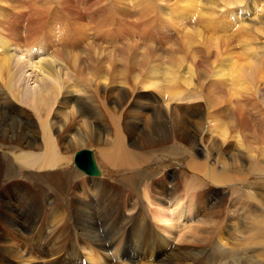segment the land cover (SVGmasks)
Returning a JSON list of instances; mask_svg holds the SVG:
<instances>
[{"label": "bare ground", "instance_id": "obj_1", "mask_svg": "<svg viewBox=\"0 0 264 264\" xmlns=\"http://www.w3.org/2000/svg\"><path fill=\"white\" fill-rule=\"evenodd\" d=\"M167 1L166 0H159V1L158 0H129L127 3V0H0V9H2V10L3 9H9V11L8 10H4V12L2 11L3 15H1V17H0V27L3 30L2 31L4 33L3 35L6 36V40L10 41V43L13 44L12 47H16V49H12V47H11V49H10V47L7 48V42L4 40V38L2 36H0V73L2 75V77L0 76L1 80L4 79L3 76L5 75V74H2L1 69H3V68L7 69L6 65L11 63L9 61H12L13 56L16 57V54H19V56H22V58H23V56L25 57L26 55L29 56V58L27 57L28 63L23 62L22 64L20 63V65H22V68L25 66V69L29 68L31 70H35L40 75L39 79H37V78L34 79V81L36 82L35 83L36 85H34V87L32 86L33 88L30 87V88H32L31 92L30 91H26V92L23 91V93L21 94V92H17L16 89H14L16 92H14L12 90L13 88L11 86H13V85H11V83L13 84L16 82H13L12 80L10 82V81L6 80V78L10 80L9 77L13 76L12 74L14 72H11V70H10V72L12 74H10L9 77H6L4 79L7 81L6 85L8 86V88L3 86L5 83H1V84H3V85H1V90H4L3 88H6L7 92H4V93L1 92L0 93V108L2 107L1 104H3L2 100H5L4 104L7 103L8 105L11 104L12 102L15 103L16 101H18V103L19 102L20 103L24 102L27 104L32 103L31 105H35V106L39 105L43 108H46L47 110H50L49 107L51 104L54 103L53 97H54L56 91L58 89L60 90V88L63 86L61 81H60V77H59L60 75L61 76H63V75L60 72H62L63 69L68 68V66H67L68 63L75 72H79L81 74L83 73V75L84 74L86 75V73L91 74V76H93L92 78H94L93 81L95 82L96 88L98 87V84L96 83V81H98V82L101 81V83H102L101 87H103L102 89L109 87V82L111 83V79H112L111 77H113V75L118 74V73H119L118 79L116 80L117 82H119L118 84H121L124 86H126L127 84H130V85L133 84L135 86V85H137L136 84L138 81L137 79L141 78V76L145 72V69L150 64V61L154 60L155 58H159L161 49H165L166 55L164 57V66L166 68H165V70L162 71L161 74H164L165 76L168 75V78H171V77L173 78L174 76H176V77H174L173 80H170V82H173L172 90H171V87L167 84L157 87L163 94H165L167 92L171 93V94H178V95H170L169 98H171V99L180 98L181 96L187 95L190 99L187 96L184 99H188L190 101L192 99L193 100L198 99V101H199L201 92H204V94L202 96L204 99V104H206V107H207V114L205 116L207 118L206 120L207 121L209 120V122H211L213 120L215 123L219 122V121L221 122V118L225 114V109H224V107H222V104H234L233 105V113H235L237 115H241L242 113H244V111L241 113L242 108H240L237 105V104H242L241 102L235 101V100H230L229 97L226 96V88L227 87L238 88V87H240V85L243 82H246V79L253 80L256 76H259L263 72V70H264V46L255 44L257 46H255L251 50V52H249L250 54H248L247 57L241 59L240 63L237 60L233 61L232 58H230L229 62H227V64L225 66H223L224 65L223 60H224V56H226L225 54L228 53L229 50L231 49L230 46H231L232 41L234 39L237 40V38H242V39L244 38V39H246V41L248 43L249 41H253L254 37L256 35H258L256 33L257 31H255V27H254L255 21L260 18V14H258L260 9H258V6L256 4V0H167ZM163 2L165 3V5L169 4L172 7L173 14H174V11H179L178 12L179 16L176 15V13H175V16L178 20L176 18L174 20L169 19V24L166 28H162L159 26V10H160L161 6L164 5ZM220 2L223 3L222 5H223L224 10L228 9V8H233L235 6L240 7V9L237 12V14H234V16H233L234 20H236L235 23H232L231 25H229L228 28H225L223 25L221 32L224 33L223 36L225 35V39L216 40V38H218V36H220V35H218L216 37L214 36V38H215L214 39L212 37L213 35H211L210 33H209L210 35H208L203 28H209L210 29V27H211V26L209 27L210 22L212 21L213 18H215V16H214L215 14L217 16V12L215 10L223 11L221 9H218L219 4L221 5ZM259 2H261V0H259ZM26 5L28 7L27 10L24 9V8H26L25 7ZM241 6H246L250 9V11L252 10L254 12V16L251 19L253 22L246 21V19L250 20V18H248L249 16L244 15V12H243L244 10L241 8ZM263 7H264V5H263ZM179 8H181L182 10ZM16 9H18V10H16ZM22 9H24V10H22ZM249 9H246L247 11L245 10V13L249 14L248 13ZM13 11H16L15 13L17 15L18 14L26 15V19H24V23L29 25L32 29L30 30L29 28H26L25 30L28 29L30 32L23 34L24 32L22 33L20 31V29H19V33L15 31V28L18 25L15 27V24H16V23L14 24L15 19H14V21L12 20V16L16 15V14H14ZM196 11L199 12V15L196 13ZM61 13L62 14L64 13L63 17L61 16ZM45 14H46V17H44ZM132 14H133V16H135V19H132ZM58 22L59 23L65 22V23H64V25H62V24H59ZM19 25H21V24H19ZM44 26H49V27L55 26V29H56V27H58L57 30L52 28L53 33L55 35H51L52 34L51 33L50 34V40H46V39H45L46 41L43 40L44 43H47V45L44 44L43 42L39 43V39H40V36L42 34L43 35L45 34L44 37H46V32H44L45 30H43ZM59 26H60V28H59ZM140 26H143L144 28L148 29L151 32L152 37L154 35H156L153 38H154V42L157 44L158 47H152V48L141 47L142 50L137 51V49H135L133 51L135 46H132L133 45L132 43H130L131 45H127V40H128L127 38L128 37L134 41L133 36L130 35L131 34L130 31L132 29H134V27H140ZM20 28H21V26H20ZM89 30H92V31L96 30V33H98V35L100 37L96 36L97 34L94 33L93 36H90L87 39L89 34L86 37L85 33H88L87 31H89ZM184 30H186V35L184 34ZM17 31H18V28H17ZM22 31H24V30H22ZM135 32H137V31L135 30ZM215 32L217 34H221L220 31H218V32L215 31ZM227 32L230 33L229 36L227 35ZM254 32L256 33L255 36H254ZM182 34H184L185 36ZM147 35H149V34H147ZM178 35H180V36L177 37L176 39H178V40H176L175 37ZM143 36L146 37V35L144 33H143ZM99 38H101L103 40V43H105V45H102V43L99 42ZM146 38H148V40H149V37H146ZM166 39H167V41H165ZM35 40H37V41H35ZM13 41L17 42V44L14 43ZM168 41L170 42L169 46L168 45L165 46V43H167ZM19 42L21 44H18ZM143 42H147V41H145L143 38ZM11 44H10V46H11ZM151 44H153V43H151ZM194 44H196L197 46L194 47L193 46ZM52 45L53 46L55 45V48H54L55 52H56L55 49H57V51H59V47H61L62 48V50L60 48L61 52L63 51V49L64 50L65 49H69V50L72 49L71 51H76L75 53L77 55L75 56L73 53L75 58L74 57H73V59L71 58L72 62L67 61V60H66L67 62L64 61L65 60V59H63L64 57H62L58 52H56L58 54H55V52L53 51L52 53L54 55L50 56V54H47V53H49L51 51V49H50V51L48 52L49 47H51ZM188 45H189V47H188ZM215 46H216V49L213 50V48H215ZM89 48L95 49L98 54L104 53L103 57L105 59L103 57H102L103 59L102 58L100 59L97 56L94 57V55L90 54ZM190 48H192V50ZM22 51L26 52L27 54L23 55L21 53ZM14 52H16V53H14ZM64 52H62L63 56H64ZM46 54H47V56H46ZM71 54L72 53H70L69 55H71ZM65 55H68V53L67 54L65 53ZM106 55H108V58L111 57L112 60L108 59ZM2 56H4L7 60L5 58L3 59ZM66 57H69V56H66ZM22 58H21V60H22ZM137 59H140V62H138ZM18 60H20V59L19 58L16 59L17 62H19ZM23 60H24V58H23ZM14 64L16 65V63H14ZM17 65H19V63H17ZM20 65L18 66L19 68H21ZM8 66H10V65H8ZM12 68H13V71L17 70V69L14 70V67H12ZM4 70L5 69H3L2 71H4ZM31 70H29V71H31ZM157 70H159L158 65H157L155 71H157ZM8 71L9 70H7V74L9 73ZM127 71H130L128 76H127ZM4 72H6V71H4ZM65 72L66 71L64 70V73ZM59 73H60V75H59ZM30 74L29 75L26 74V75H28L30 77ZM226 74L231 76V78L228 80L229 83H227V81L225 79ZM14 76L18 77V75H14ZM14 76H13V78H14ZM19 76H23V75L19 74ZM31 76H32V74H31ZM177 76H179V77L182 76V79L181 80L178 79L179 80L178 81ZM18 78H21V77H18ZM84 78H87V77L84 76ZM84 78H82V79H84ZM89 78H90V76H89ZM115 78L113 77V79H115ZM11 79H12V77H11ZM16 80H17V78H16ZM14 81H15V78H14ZM19 81H21V80H19ZM22 81H21V83L20 82L18 83V81H17V83L22 84ZM87 81H88V84H89V82L91 84L92 79H91V81H89V79H87ZM165 81H166V79H165ZM114 82H115V80H114ZM114 82H112V83H114ZM35 86H37V87L35 88ZM25 87H26V85H25ZM66 87H68V86L66 85ZM34 88L36 90H34ZM27 89H28V86H27ZM63 90L66 91V89H63ZM84 92L85 91H83V93ZM119 92H121L120 93L121 95H124L125 92H127V90L123 86H121ZM50 94H52V96ZM71 94H68V93L65 94V96L67 97V100L69 102L74 101ZM60 95H62V93ZM83 95L85 96L86 94H83ZM84 98H86V97H84ZM55 99H56V97H55ZM120 99L122 100V102L120 104H127V95L121 96ZM245 99H247V98H245ZM188 103H189V101H188ZM16 104H17V102H16ZM57 104H58V102H57ZM86 104L89 105V104H91V102L90 103L87 102ZM128 104H136V103L134 101H130ZM142 104H144V103H142ZM146 104H150V103L145 102L144 105L147 106ZM245 104H247V105L251 104V106H253L251 100L246 101ZM8 105H6V106H8ZM151 105H153V104H151ZM191 105H192V103H191ZM17 106H18V104H17ZM27 106H29V105H27ZM35 106H33V107L36 108ZM60 107H61V104H60ZM74 107L72 109H76V107L75 108ZM135 107H137V105ZM235 107H236V109H235ZM257 108L259 109V107H257ZM9 109L4 107L0 111H2V115H3V112L5 113V111H7ZM39 109H41V108H39ZM104 109H105V107H104ZM153 109H154V107L151 109V111H149L151 114L155 115V117L152 118L153 123L149 127V133H154L155 135H153V134H152L153 136H149L147 134L143 135V138H145L144 140H145L146 144H144V141H139V142L136 141L139 144V147H138V149H140L139 151H138V149H135V147H137V146H135L133 142L129 143V144L133 145L132 148L127 147V144L125 143L124 135H122L120 128H119V125H118V122H117L118 116L109 112L108 110H102L104 114L96 113V115H94L95 113L90 112V114H88V116L86 115L87 120H85V121L83 120V123H85L86 126L88 127V133H94V128L96 129L97 126H100L99 123H94V121H93L95 119H98L97 116L107 117L112 121L111 123L113 125V129H114L113 133H114L115 139H114L113 143L109 146V148L100 149L99 151H101L100 156L103 159V161L106 163V165L113 167V168H117V169H114L115 171L113 170V173L120 172V170H122V169L133 171V169L140 167L145 162H154L156 160L159 161L160 157L155 155V153L159 152V153H162L163 155H165L166 153L164 154L163 151H166V145H167V143L169 144V142L172 143L171 146H168L169 150H171L173 152L177 149L176 147H181V145L178 144L179 139L177 137V134H179L181 136H185L184 135L185 131L183 129L181 130V128H180V129H178L177 133H175L176 131H174V133L171 136V135H169V132H167V129H168L167 126H169V124H170L171 126L173 125L174 127L178 128L179 123H181L183 125V124H187L188 122L186 123L185 120L180 119L179 117H181V115L180 116L177 115L178 113L175 109L172 111L170 109V104L166 103L163 106L161 105V107H157L154 110ZM15 111L16 110L14 109V113H15ZM37 111H38V109H37ZM44 111H46V110H44ZM183 111H182V117L185 116V114H183ZM192 111H194V109H192ZM8 113H10V112H8ZM189 113H191V112H189ZM230 113H231V115H233L232 112H230ZM197 114H202V113H197ZM246 114H248V113H245L244 116H241V119L243 117H246L247 116ZM48 115H49V112H48ZM148 115H149V113L147 114V116ZM93 116H95V117H93ZM43 117L45 118L46 116H43ZM59 117H60V114H59ZM197 117L201 119V117H199V116H197ZM8 118H9V116H8ZM189 118H191V117H189ZM40 119H42V118H40ZM195 119L196 118H194V120ZM227 119H224V121H226ZM252 119H253V117H252ZM194 120H193V124H194ZM53 121H54V119H53ZM66 121H67V119H66ZM196 122L200 123V120L195 121V124H196ZM203 122L201 124L203 126L206 125V123L203 124ZM214 122H212V123H214ZM222 122H223V120H222ZM44 123L45 122H42V123L40 122V124L38 123L40 131H37L39 134H36L37 132L34 133L36 136L35 135H26V137H22L20 135L22 133L19 134L18 132H15V131L11 135L7 134V133H2V134L0 133V141L11 142L14 145L21 146L22 145L21 143H23L24 141L28 142V145H26L27 148H38V149H40L41 147L43 148V145H44V149H43L42 153H40L39 151L35 152L33 150L34 152L27 151V152L19 153L17 155V157H13V155H12L16 164L14 166L9 167V168L0 167V175L1 174L4 175L2 177L0 176V221H1L2 225L5 226V228H4L0 224V264H80L81 263V260H80V258H81L80 257V254H81L80 253V248H81L80 244L81 243H85V245L88 243H90V244L93 243L95 246L98 245V247H99V248L98 247L96 248L97 249L96 258L95 259L90 258V255H91L90 254L89 258L85 259L86 264H96V263L97 264H146V263H149V264L155 263L156 264V262H154V261L156 259H158V255H159V253H157L158 249H157V251H155V250L149 248L148 251H146L147 247H145V249L140 248L138 251L127 250L128 249L127 248V235L125 237H122V229L125 228L127 226V223H128L127 218L128 217L132 218V217H130V215H136L137 217L140 218L138 220L141 221V223H142L141 225H144L143 221H146L145 218L148 219L149 216L145 212L144 206L137 207L136 206L137 203L136 204L131 203V201L134 198L132 199L130 197H127V200H125L124 203L121 204V200H119L120 197L122 195H124V196L126 195V192L124 193L123 190H121L122 195L118 196L119 199L115 196H112V195H106L105 199H102L103 197L101 199H97L98 202H97L96 208H97L99 216L96 214L97 215L96 216V223H97L96 227H95L94 218H93V216H91L92 213L90 214L91 211L89 212L83 203H76V206L78 209L77 215L81 217L82 224H88V226H87L88 232H89V234L94 235V236H92L93 238H88L89 234H84V236H85L84 239H83V237L81 238V237L77 236L72 241L73 244L72 243L70 244V241H71L70 239L73 237V235H71L70 238L67 239L68 241L63 242V240L61 241L59 239L60 236L58 234L56 235V232L54 230L48 229V219L51 216L50 210L48 212V204H49V201H48V199H49L48 184H50V181L57 179V174H59V172L57 171L58 173L45 174V172H46L45 170H48L49 168H51L53 171H55V169L59 165H61V163L66 160V158L61 157L60 154L57 153V151H59V150L56 151L55 142H54L55 138L52 135L51 128L49 125H46ZM166 123H168L167 126H166ZM215 123L213 124V128H215L214 127ZM221 123H217V124L220 125ZM225 123L228 124L229 120L226 121ZM7 124H8V122L6 123V125ZM29 124H32V123H29ZM101 124H103V123H101ZM209 125L212 126V124H209ZM209 125H208V130L206 132L209 131V133H210L211 132L210 128H212V127H210ZM14 126H16V124ZM239 126L245 127L246 132L247 131L252 132V133L257 132L256 134L255 133L254 134L257 135L261 139L262 143L264 144V126L261 127V124H257V126L255 127L256 131L253 128V126H250V125L245 126L243 123H240ZM2 127L3 126L0 124V128L3 129L2 131L6 132V128L4 129ZM206 127H207V125H206ZM191 128H193V127H191ZM11 129H13V128H11ZM22 129H24V128H22ZM133 129L134 128L131 127L130 131H133ZM204 129H206V128H204ZM217 129H218V127H217ZM236 129H238V128H236ZM172 131H173V129H172ZM189 133H190V131H189ZM194 133H196V132H194ZM54 135H56V134H54ZM212 136H213V134H212ZM39 137L41 138L42 144L36 145L35 140ZM202 138H204V137H202ZM219 138L220 137H218V139ZM250 139H253V138H250ZM246 140H247V143L246 142L245 143L247 145H243L244 143L241 145L242 148H244L246 150L245 153H239L238 152L235 155L233 154L234 156L226 155V157L224 156V154L218 156V158L222 160V162L220 161V164L218 167H214L210 163L208 164L209 161L208 162L203 161L204 159L200 160L199 158L196 157L195 154H193V152H191L189 150H187L186 153L180 152L181 154H179V152H178L175 154L176 157L180 156V157L184 158L183 161H185V164H186L185 168H187V170L193 172V174H194V176L191 175V177L188 175L190 178L189 177L188 178L187 177L181 178L182 186L186 189V191L189 193V195L190 194L192 195L190 199H187V200H191L190 204L194 203L195 199H198V194H195V193L197 190H199L202 187L201 180H199V178H202V179L204 178L208 182L212 183V185H214L215 187L219 184H222V183L228 181L230 183L235 184V185H233V192L238 193L241 190L238 188V187H241L240 183L245 182L248 179H250L249 177L251 176V174L254 173V171H262L264 169V165H263V167L260 166V163L264 164V153L259 154L260 156H258V155L255 156L256 153L252 152V149H251L252 145L249 144V138L246 137ZM183 142L185 143V141H183ZM199 142H201V140ZM29 144L32 146H30ZM175 144H178V145L176 146ZM193 145H195V144H193ZM75 146H82V149H83L86 146V141L83 140L81 136H79V137H77V140L75 141ZM206 146H208L207 143H206ZM214 149H216V148H214ZM203 150L206 151V148ZM179 151H181V149ZM214 151H216V150H214ZM232 151H234V150H232ZM247 156H248L249 160H248V162H245L244 158H246ZM93 160H95L94 154H93ZM14 161H12V162H14ZM66 161H68V159ZM243 161L248 166L245 173H244V170H242L243 166H241ZM159 162L161 163V160ZM73 163H74V161H73ZM36 164L41 165V166H45L47 169H45V167H41V166L40 167H34ZM255 165H257V166L255 167ZM74 166H76V165H74ZM142 169L135 171L134 174L132 176L128 177L127 181H125V183H124V186H127V185L129 186L130 191L128 193H130L132 195L138 194L140 192V188L144 184L145 180L149 179L153 176L152 174L144 172ZM77 170H78V168H77ZM69 171H66L65 173H68ZM78 171L81 172V170H78ZM106 172H112V171L110 169H105L104 172L101 173L99 170V167H98L97 173L86 174V175L97 176L99 174H101V175L105 174ZM18 174H21L25 178H33L34 180H37V181L35 184H30V183H27L24 181L17 180L16 176H18ZM68 177H66V178H68ZM39 178L41 179V181H39ZM240 181H242V182H240ZM152 182H153V180H152ZM247 182H249V181H247ZM146 183L147 182H145V184ZM160 184L157 183V186H156L157 190L160 189L161 191H164L166 188L164 187V185L160 186ZM250 185L249 184L244 185L245 189L243 190V192L245 191L255 203L253 201H248V199L246 198L245 195L240 194L243 196L242 198L246 199V200H244V201H246V203L242 204V205H244L243 208L245 209V212L239 216V219L241 217L246 218V213L253 214V216L251 217V219L253 221L250 219L251 224L247 228V232L249 234L254 235L255 233H253V232L255 231L258 233V230L260 229L261 230L260 234L262 235V237L258 236L259 238H253V239H255L254 242L256 241L258 243L261 242L264 244V235H263L264 234V228L261 229V227H262L261 223L262 222L260 219V217H262L264 215V211L259 210V208H260L259 205L261 206L262 204H264V200H263V196H261V194H260L261 190H257L255 187V189H256V191H255L254 188L252 187L251 183H250ZM234 186H236V187H234ZM183 187H182V189H184ZM129 188H128V190H129ZM60 189H62L61 186H60ZM203 190L204 189H202V191ZM218 190L219 189H217V191ZM167 191H169V190H167ZM146 192L148 193V191H146ZM173 192H174V190H172V193ZM239 193H241V192H239ZM112 194L114 195L116 193H112ZM98 195L103 196L102 192H98ZM178 195L179 196L173 197L175 199H174V201L172 199V201L170 203L171 205H174L177 208H178V206H176L177 205L176 201L178 200V202H179L180 194H178ZM148 196H150V195L148 194ZM154 196H156V195H154ZM86 197H88V196H86ZM145 197L147 198L146 195H145ZM155 198H158V197L156 196ZM242 198L239 199L241 202H242ZM158 199H160V198H158ZM192 199L194 202L192 201ZM154 201H155V199H154ZM206 201L208 202L209 200H206ZM138 202H140V201H138ZM184 203H186V202H184ZM127 204H129L130 207H127ZM154 205H156V204L154 203ZM160 205H162V204H160ZM159 208H161L163 210L164 207L158 206V209ZM237 208H238V206H237ZM237 208H233V209L240 210V212H241V208H239V209H237ZM243 208H242V210H243ZM156 209H157V207H156ZM180 209H181V207H180ZM180 209H178V210H180ZM162 210H160V211H162ZM164 210L166 211L167 208H164ZM210 210L211 211L209 212L206 209V211L209 212L207 214L208 218H205V219L198 218L199 224L195 222L197 225H195V224L191 225L190 229L195 228L196 231L197 230H203V228H205V226L209 225L210 226L209 230H211L213 233L215 232V234H216L218 229L222 228V223L218 219V215H219L218 212L220 210L218 211V210L213 209V208ZM127 211H129V212L127 213ZM173 211L175 212V209ZM187 212H186V214H187ZM233 212H234V210H233ZM112 213H115V214H112ZM181 213H183V212L181 211ZM238 213H239V211H238ZM94 214H95V212H94ZM165 214H167V213H165ZM178 214H175V215L178 216ZM189 214L191 215L192 212L189 211ZM179 215H181V214H179ZM185 216H187V215H185ZM230 216L231 215H229V217ZM162 217H164V216L162 215L161 218ZM178 217H180V216H178ZM165 218H167V217L165 216ZM171 218L172 217L169 218V222L171 221ZM173 218H174V216H173ZM174 219H179L178 222L176 220L177 224L174 225V227H175L174 230L180 229L182 227V225L184 226V218H182V219L181 218H174ZM189 219H188V221L191 222L193 218H189ZM59 221H60L59 218H57L56 216H53L51 228L53 229V227H55V225H56V227H59L57 224V222H59ZM130 221H131V219H130ZM163 221L165 222L167 220H163ZM146 222H147V224H145L146 228L147 227L151 228V226H152L150 224L151 222H148V221H146ZM173 222L175 223V221H173ZM132 223H133V221H132ZM240 223H242V221H240ZM245 223H247V222H244V224ZM257 224H259V228H258ZM225 225H226V223H225ZM227 225L230 226V228H228V226H227V228L229 229L227 234H228V236H230V234H233L235 232V229L229 223ZM73 226H74V229L76 230V229H78L79 223L74 222ZM97 226H98V228H97ZM158 226L161 227V230H164V231L166 230V232H167V231L171 230L172 225H169V224L168 225H166V224L160 225L159 224ZM139 227H140V224H137V225H135L134 228L138 229ZM237 227H238V225H237ZM2 228H4V229L1 230ZM112 229L117 230V231H115L116 232L115 234L110 233L112 231ZM221 230H223V229H221ZM126 232H127V228H126ZM250 232H252V233H250ZM63 233L64 232H61V234H63ZM162 233H164V232H162ZM167 233L169 234V232H167ZM174 233H173V235H174ZM198 233H200V232H198ZM68 234L70 235V232ZM68 234H66V235H68ZM253 235H250V238L253 237ZM159 236H161V234ZM199 236H200V234H199ZM61 237H62V235H61ZM256 237H257V235H256ZM160 238H163V237L161 236ZM169 239H170V237H169ZM215 239L216 240H214V245L218 246V248H216V249L219 251V254L216 256H220L223 258L220 259V258L216 257L209 264H213L217 261H223L224 258L229 257V255H228V257L224 256L225 255L224 252L226 251V247H224L223 245H224L225 241L223 242V244L222 243L219 244L222 240L218 239V238H215ZM167 242H168V240H167ZM204 242H206V239L204 240ZM96 243H97V245H96ZM170 243H171V240H170ZM162 245H163V243H162ZM166 246H168V245H166ZM90 248L91 247H89V249ZM93 248H95V247H93ZM262 248L264 249V246H262ZM231 249L234 250V248L231 247L230 249L227 250V252H230ZM91 250H93V249H91ZM83 252H85V250L82 251V254L84 255ZM175 253H177V252H175ZM177 254H179V253H177ZM211 254H212V252H211ZM244 254H246V253H243L242 255H244ZM53 255L55 256L54 257L55 260L51 261L53 258ZM253 255L255 256L256 254L253 253ZM86 257H88V255ZM246 257H248V259H250L249 261H251L255 258V257L250 258L248 255ZM259 257L260 256L256 257V259ZM161 258H164V257L161 256ZM212 258H213V256H212ZM242 259L244 261V257ZM259 259H257L256 261H258ZM158 261H160V259H158ZM191 261L192 262H190V264H202V262L199 260L198 261L191 260ZM255 262L253 264H255ZM232 264H234V263H232Z\"/></svg>", "mask_w": 264, "mask_h": 264}, {"label": "rangeland", "instance_id": "obj_2", "mask_svg": "<svg viewBox=\"0 0 264 264\" xmlns=\"http://www.w3.org/2000/svg\"><path fill=\"white\" fill-rule=\"evenodd\" d=\"M128 1L129 0H127V3H128ZM220 3H221V5L219 4V6H218L219 8L218 7L217 8L221 9L223 11L215 10L217 12V16L215 14L214 15L215 18H213L212 21L209 24V27L211 26L210 29L212 31L209 28H203L208 35H210V34L213 35L212 36L213 38H214V36L216 37V36L220 35V36H218V38H216V40L225 39V35L223 36L224 33L221 32L222 27L224 25L225 28H228L229 25H231L232 23H235L236 20H234L233 16H234V14H237V12L240 9V7L235 6L233 8H228V9L224 10L223 9V5H222L223 3L222 2H220ZM256 4L258 6V9H260V11H261V12L260 11L258 12V14H260V18L257 19L255 21V23H254L255 31H257L256 33L258 35L255 36L256 33L254 32V36L255 37H254L253 41H249L248 43H247L246 39H244V38L243 39L242 38H237V40L234 39L232 41L231 46H230L231 49L229 50L228 53L225 54L226 56H224V60H223V64L224 65L223 66H225L227 64V62H229L230 58H232L233 61L237 60L240 63L241 59L247 57L248 54H250L249 52H251V50L255 46H257V45L264 46V7H263L264 0H261V2H259V0H256ZM25 7L26 8H24V9L27 10L28 9L27 5ZM241 8L244 10L243 11L244 15L249 16L248 18H250V20L246 19V21L253 22L251 19L254 16V12L252 10L250 11V9L248 7H246V6H241ZM24 9H22V10H24ZM179 9H181V8H179ZM246 9H249V11H248L249 14L245 13ZM4 10H8L9 11V9H3V10L0 9V17H1V15H3ZM16 10H18V9H16ZM13 12H14V14H16L15 13L16 11H13ZM178 12L179 11H174V14H173L172 7L169 4L165 5V3H164V5L161 6V8L159 10V26L162 27V28H166L168 26V24H169V19L174 20L176 18L175 13H176V15L179 16ZM196 13L199 15L198 11H196ZM61 16L63 17L64 13L63 14L61 13ZM44 17H46V14H45ZM14 19H15L14 24L16 23L15 27L17 25L19 26V27L17 26L15 28L16 32L19 33V29H20V31L22 33L24 32L23 34H26V33L30 32L28 29L25 30L26 28H29L30 30L32 29L29 25L24 23V19H26V15H22V14H18L17 15L16 14V15L12 16V20L13 21H14ZM132 19H135V16H133V14H132ZM64 23L65 22L59 23V24L64 25ZM19 24H21V25H19ZM20 26H21V28H20ZM17 28H18V31H17ZM52 28L55 29V26L54 27L53 26H50V27L49 26H44L43 30H45L44 32H46V37H44L45 34L44 35L42 34L40 36L39 43L40 42L44 43V41L50 40V34L51 33H52L51 35H55L53 33V29ZM57 28L58 27H56L55 30H57ZM59 28H60V26H59ZM22 30H24V31H22ZM135 30L137 32H135ZM2 31L3 30L0 27V33H1L0 36H2L4 38V40L7 42V48L10 47V49H11L13 44H11L10 41L6 40V36L3 35L4 33ZM215 31H217V32L220 31L221 34H217ZM87 32L88 33H85L86 37L89 34L87 39L90 36H93L94 33L97 34L96 36L100 37L98 35V33H96V30L95 31L94 30L93 31L89 30ZM130 33H131L130 35L133 36L134 41L131 40L128 37L127 38L128 39L127 40V45H131L130 43H132L133 44L132 46H135L133 51L135 49H137V51L138 50H142L141 47H143V48L144 47H146V48L158 47L157 44L154 42V38H153L156 35H154L152 37L151 36V32L148 29L144 28L143 26L134 27V29H132L130 31ZM143 33L146 35V37H149V40H148V38L143 36ZM147 34H149V35H147ZM184 34L186 35V30H184ZM184 34H182V35H184ZM227 35L229 36L230 33L227 32ZM179 36L180 35L176 36L175 39L177 37H179ZM143 38L147 42H143ZM176 40H178V39H176ZM35 41H37V40H35ZM165 41H167V39ZM13 42L17 44V42H15V41H13ZM99 42H101L102 45H105V43H103V40L101 38H99ZM9 43L11 44V46H10ZM151 43H153L154 45L151 44ZM169 43H170L169 41L167 43H165V46H167V45L169 46ZM18 44H21V43L19 42ZM44 44L47 45V43H44ZM255 44H257V45H255ZM52 46L49 47L48 52L50 51V49H51V51L49 53H47V54H50V56L54 55L52 52L54 51L55 45L53 47ZM193 46L196 47L197 45L194 44ZM188 47H189V45H188ZM60 48L61 47H59V51H57V49H55L56 52H58L62 57H64L63 58V59H65L64 61L67 60V61L72 62L73 57L75 58V56L77 55L75 53L76 51H71L72 49H70V50L69 49H65V50L63 49L62 52L65 51L64 52V56H63V53L61 52L62 48H61V50H60ZM12 49H16V47H12ZM190 49L192 50V48H190ZM215 49H216V46H215V48H213V50H215ZM56 52H55V54H58ZM89 52H90V54L94 55V57L97 56L100 59L103 57V54H104V53H99L98 54L96 52V50L93 49V48H89ZM14 53H16V52H14ZM21 53L23 55L27 54L24 51H22ZM65 53L66 54L68 53V55H65ZM70 53H72V54L69 55ZM73 53H74L75 56L73 55ZM47 54H46V56H47ZM165 55H166L165 49H161L159 58H155L154 60L150 61V64L145 69V72L143 73L141 78L137 79L139 81V82L137 81V83H136L137 85L134 86L133 84L132 85L127 84L126 86H124V85L118 84L119 82L116 81L118 79V74H119L118 73V74L113 75L114 78L116 77L115 79H113V77H111L112 78L111 79V83L114 82V80H115V82L112 83V84L109 82V87H107L105 89H102L103 87H101L102 86L101 81H99V82L96 81V83L98 84V87L96 88L95 82L93 81L94 78H92L93 76H91V74L86 73V75L85 74L83 75V73L81 74L79 72H75L71 68L69 63H68L67 64L68 68L67 69H63V71L60 72V73H62L63 76H61L60 73H59L60 81H61L63 86L60 88V90L58 89L56 91V93L57 92L58 93L57 94L55 93V95L53 97L54 103L51 104L50 107H49L51 111L47 110L46 108H43V107H41L39 105L38 106L37 105L36 106L35 105H31L32 103L31 104H27V103H24V102H21V103L19 102L18 103V101H16L17 104H18V106H17L16 102L14 103V102L11 101L12 103L8 105L7 103L4 104L5 100H2L3 104H1L2 107L0 108V110H2L4 107L8 108V109L10 108V109L5 111V113L3 112V115H2V111H0V124L3 126L2 128H4V129L6 128V132L2 131L3 129L0 128V133L1 134L2 133H7V134L11 135L15 131V132H18L19 134L22 133V134H20L22 137H26V135H35L34 134L35 132L40 131L39 130L40 122L41 123L45 122L44 124L50 126L52 135L55 138L54 142H55L56 151L59 150V151H57V153H59L61 157L66 158V160L68 159V161H66V160L63 161L61 163V165H59L55 169V171H53L51 168H49L48 170H45L46 171L45 174H51V173L54 174V173H58L59 172V174H57V179L56 180L54 179V180L50 181V184H48V190H49L48 191V193H49L48 201H49V204H50V205L48 204V212L50 210V213H51V216L48 219V229L49 230H54L56 232V235L58 234L60 236L59 239L61 241L63 240V242L68 241L67 239H69L70 236L73 235V237L70 239L71 240L70 244L71 243L73 244L72 241L77 236L81 237V238L83 237V239H84L85 238L84 234H89L88 229H87L88 224H82L81 217L77 215L78 209H77L76 203H83L85 205L86 209L89 212L91 211L90 214L92 213L91 216H93V218H94L95 227H96V224H97L96 223V216L97 215L99 216L97 208H96L97 207V202H98L97 199H101L102 197H103L102 199H105L106 195H112V196H115V197H117L119 199L118 196L122 195L121 190H123L124 193L126 192V195L125 196L122 195L121 196L122 198L120 197L119 200H121V204H123L124 201L127 200V197H130L132 199L134 198L131 201V203H134V204L137 203L138 204V205L136 204L137 207L144 206L145 212L149 216L148 219L145 218V220L148 221V222H151L150 224L152 225V226L150 225L151 228H149V227L146 228V226H145V224H147L146 221H143L144 225H141L142 224L141 221L138 220V219H140L139 217H137L136 215H130V217H132V218H129V217L127 218V221H128L127 226L122 229V237H125L127 235V248H128L127 250H129V251H131V250L138 251L140 248L145 249V247H147L146 251H148L149 248L153 249L155 251H157V249H158L159 252L157 251V253H159L158 259H160V261H158V259H156L154 261V262H156V264H159V263L160 264H175V263L176 264L177 263L178 264H183V263L184 264H190V262H192L191 260H194V261H198L199 260V261L202 262V264H209L216 257L220 258V259L223 258V257H220V256H216V255L219 254V251L216 249V248H218V246L214 245V240H216L215 238H218V239L222 240L219 244H221V243L223 244V242L225 241L223 246L226 247V251L224 252L225 255L224 254L223 255L225 257H228V255H229V257L228 258H224L223 261H217V262H215L213 264H222V263L223 264L224 263L225 264H229V263L230 264H232V263H234V264H253L259 258L260 259L258 261H256L255 264H264V253H263L264 249L262 248V246H264V244L261 243V242H259V243L256 242V241L254 242L255 239H253V238L262 237V235L260 234L261 230L259 229L258 233L254 231L253 232V233H255L254 235L253 234H249L247 232V228L251 224V220H252L251 217L253 216V214L246 213V218L241 217L239 219V216L245 212V209L243 208L244 205H242V204L246 203V201H244L246 199L242 198L243 196L240 195V194L245 195L246 198L248 199V201H253L245 191L243 192V190L245 189L244 185H248V184L250 185V183H251L252 187L254 188L255 191H256V189L257 190H261L260 194H261V196H263V200H264V169L262 171H254V173L251 174V176L249 177L250 179L247 180L249 182L240 181V182H242V183H240L241 187H238V188L241 189L239 191L241 193H239V192L238 193H234L233 192V185H235V184L230 183L228 181H226V182H224L222 184H219V185H217L215 187L214 185H212V183L208 182L204 178L203 179L199 178V180H201V185H202L201 188L204 189V190L202 191L201 188H200L201 190L200 189L197 190L198 192L196 191L195 194H198V199L194 200L196 203L192 199V201L194 203L190 204L191 200H187V199H190L192 195L191 194L189 195V193L186 191V189L182 186L181 178L182 177H187L188 178L189 176L191 177V175L194 176V174H193V172H191V171L187 170V168H185L186 164H185V161H183L184 158H182L180 156L179 157L175 156V154L178 153V152H179V154H181V153H186V151L189 150V151L193 152V154H195L196 157L199 158L200 160L204 159L203 161H207V162L209 161L208 164L210 163L214 167H218L219 164H220V161L222 162V160L219 159L218 156L224 154V156L226 157V155L234 156L238 152L239 153H245L246 150L244 148H242L241 145L243 143H244L243 145H247L246 144L247 143L246 137L249 138V144L252 145L251 149H252L253 153H256L255 156L256 155L260 156L259 154L264 153L263 152L264 151V144L262 143L261 139L257 135H255L257 132L256 133L255 132L252 133V132H249V131L246 132L245 127H240L239 126L240 123H243L245 126L250 125V126H253L255 131H256L255 127L257 126V124H261V127L264 126L263 125L264 124L263 123L264 122V70L259 76H256L253 80L246 79V82H243L240 85V87H238V88H233V87L232 88H229V87L226 88V96L229 97L230 100H235V101L241 102L242 104H237V105L240 108H242L241 113L243 111H244V113H242L243 115L242 114L241 115H237V114L233 113V105L234 104H222V107H224V109H225V114L221 118V122L223 120L224 123L223 122L221 123L220 121L215 123L214 120L211 121V122H209V120L208 121L206 120L207 118H206L205 115L207 114V107H206V104H204V99H203V96H202L204 94V92H201L199 101H198V99H196V100L192 99L191 100L192 102H191L188 99H184L187 95L181 96L182 98L180 97V98L171 99V98H169L170 95H178V94H171V93H168V92L163 94L157 88L159 86L167 84V85H169L171 87V90H172L173 82H170V80H173V78L176 77V76H174L172 78L170 76L171 78H168V75L165 76L164 74H161L162 71L165 70V68H166L164 66V57H165ZM66 56H69V57H66ZM106 56L108 58V55H106ZM2 57H3V59L5 58L4 56H2ZM20 57L22 58V56H19V54H16V57L13 56L12 61L14 63H16V65L12 61H9V62H11L10 64H8L10 66L6 65L7 69L3 68V69H5L4 71H6V72L2 71L3 69H1V72H2V74L6 75V76L5 75L3 76L4 79L6 77H9V75L12 74L11 72H14L12 74L13 76L14 75H18V77L22 78L21 79V78H18L17 76H14L15 81H14L13 76H11L12 79H11V77H9L10 80L6 78L7 81L11 82V80H12L13 82H16V83H13V84L11 83V85H13V86H11L13 88L12 90L14 92H16V91L17 92H21V94H22L23 91L24 92H26V91H30L31 92V89L34 87V85H36L35 84L36 82L34 81V79L35 78L39 79L40 75L35 70H31L29 68L25 69L24 65H23L24 67L22 68V65H20V63L21 64L23 62L26 63L27 62V57L29 58V56H27V55L25 57L23 56V58H24V60L22 58L23 61L21 60ZM18 58L21 61L18 60L19 62H17L16 59H18ZM108 59L112 60L111 57L108 58ZM137 61L140 62V59H137ZM17 63H19L21 68L18 67L19 65H17ZM157 65L159 66V70L155 71ZM12 67H14V70L17 69L18 71L17 70H15L16 72L13 71ZM7 70H9L8 74H7ZM10 70H11V72H10ZM29 70H31V71H29ZM64 70L66 71L65 73H64ZM129 72L130 71H127V76L129 74ZM18 73L20 75H23V76H19ZM30 73L32 74V76H31ZM26 74H28V75L30 74V77L28 75H26ZM88 75L90 76V78H89ZM0 76L2 77L1 73H0ZM84 76H86L87 78H84ZM1 77H0V80H1ZM16 78H17V80H16ZM82 78H84V79H82ZM230 78H231L230 75H228V74L225 75V79H226L227 83H229L228 80ZM4 79L0 81V93L1 92H3V93L7 92V90H6V88H8V86L6 85L7 81L4 80ZM87 79H89V81H91V79H92V81H91L92 85L90 84V82L88 84ZM165 79H166V81H165ZM178 79L181 80L182 76L181 77L177 76V80ZM19 80H21V81L23 80L22 84H18L19 82L21 83V81H19ZM17 81H18V83H17ZM1 83H5V84L3 85ZM1 85H3L6 88H3L4 90H1ZM25 85H26V87H25ZM66 85L68 87H66ZM27 86H28V89H27ZM121 86H123L127 90V92H125V94H124V95H127V104H120L122 102L120 97L124 96V95L120 94L121 92H119ZM30 87H32V88H30ZM36 87L37 86H35V88ZM35 88H34V90H36ZM14 89H16V91ZM63 89H66V91H64ZM83 91H85V92L83 93ZM61 93H62V95H60ZM66 93H68V94L72 93L71 95H72L73 100H74V101H71L72 103L67 100V97L65 96ZM83 94H86V95L84 96ZM50 95L52 96V94H50ZM55 97H56V99H55ZM84 97H86L87 99L84 98ZM245 98H247V99H245ZM250 100L252 101L253 106H251V104L250 105L249 104L248 105L245 104L246 101H250ZM130 101H134L136 104H128ZM188 101H189V103H188ZM57 102H58V104H57ZM87 102H89V103L91 102V104L92 103L93 104L92 105L91 104L87 105L86 104ZM145 102L146 103H150V104H146L147 106H145L144 105ZM190 102L192 103V105H191ZM142 103H144V104H142ZM166 103L170 104V109L172 111L175 109L177 111V113H178L177 115H179V116L181 115V117L178 116L180 119L185 120L186 123L188 122L187 124H183V125L181 123H179L178 128L174 127L173 125H172L173 126L172 127L170 124H169V126H167L168 123H166V126L168 128L167 132H169V135H171V136L174 133V131H176L175 133H177L178 129H180V128H181V130L183 129L185 131V133H184L185 136H181V135L177 134V137L179 139L178 140V144H180L181 147H176L177 149L173 152V151L169 150L168 146H171V144H172L171 142H169V144L167 143V145H166V151L167 150L168 151L167 152L163 151L164 154L166 153L167 155L166 154L163 155L162 153H159V152L155 153V155L160 157L161 163L159 162L160 160L159 161L156 160L154 162H145L140 167H137L138 169L137 168L133 169V171L132 170L122 169V170H120V172L113 173V170L117 169V168H113V167H110V166L106 165V163L103 161V159L100 156L101 151H99L100 149L109 148V146L113 143V141L115 139V136H114V133H113V130H114L113 129V125L111 123L112 121L109 118H107V117L97 116L98 119H95L93 121H94V123H99L100 126H97L96 129L94 128V133H88V127L86 126L85 123H83V120L84 121L87 120V116H88V114H90V112H93V113H95L94 115H96V113L104 114L102 110H108L109 112H111V113L115 114L116 116H118L117 122H118V125H119V128H120V131H121L122 135H124L125 143L127 144V147L128 148H132L133 145L129 144V143L133 142L134 145L137 146V147L134 146L135 149H138L139 144L136 141H138V142L139 141H144V144H146V142L144 140L145 138H143V135H145V134H147L149 136L155 135L154 133H149V127L153 123V121H152L153 119L152 118L155 117V115L151 114L149 111H151V109L153 107H154V109H156L157 107H161V105L163 106ZM60 104H61V107H60ZM151 104H153V105H151ZM6 105H8V106H6ZM27 105H29V106H27ZM134 105L135 106L137 105V107H135ZM33 106H35L38 109V111ZM74 106L76 107V109H72ZM104 107H105V109H104ZM257 107H259V109ZM39 108H41V109H39ZM14 109L16 110L15 113H14ZM192 109H194V111H192ZM235 109H236V107H235ZM44 110H46L47 112L44 111ZM182 111H183V114H185V116H183V117H182ZM8 112H10V113H8ZM48 112H49V115H48ZM189 112H191V113H189ZM230 112H232L233 115H231ZM148 113H149V115L147 116ZM197 113H202V114H197ZM245 113H248V114H246L247 116L243 117L241 119V116H244ZM59 114H60V117H59ZM196 115L201 117V119L198 118ZM8 116H9V118H8ZM43 116H46L47 118L46 117L44 118ZM93 117H95V116H93ZM189 117H191L192 119L189 118ZM252 117H253V119H252ZM40 118H42V119H40ZM194 118H196L197 120L196 119L194 120ZM223 118L224 119L228 118L226 121L229 120V123L226 124L225 123L226 121H224ZM53 119H54V121H53ZM66 119H67V121H66ZM193 120H194V124H193ZM199 120H200V123L196 122V124H195V121H199ZM7 122H8V124L6 125ZM202 122H203V124L206 123L207 127H206V125L203 126L201 124ZM212 122L215 123V126H214L215 128H213V124L214 123H212ZM29 123H32V124H29ZM58 123L59 124L61 123V124L59 125ZM101 123H103V124H101ZM217 123H221V124L219 125ZM15 124H16V126H14ZM209 124H212V126H210ZM208 125L210 127H212V128H210L211 129L210 133H209V131L206 132L208 130ZM131 127L134 128L133 131H130ZM191 127H193V128H191ZM217 127H218V129H217ZM11 128H13V129H11ZM22 128H24L25 130L22 129ZM204 128H206V129H204ZM236 128H238V129H236ZM172 129H173V131H172ZM189 131H190V133H189ZM194 132H196V133H194ZM36 134H39V133L37 132ZM54 134H56V135H54ZM85 134L86 135L88 134V135L86 136ZM212 134H213V136H212ZM79 136H81L82 139L86 141V146L84 148L90 149L92 151V153L94 154L95 161L97 163V166L99 167L100 172L101 173L104 172L105 169H110L112 172H106L105 174H102V175L99 174L97 176H89V175L84 174L82 171L81 172L78 171L80 169L77 170L78 167L74 166L75 163H73V157H74L75 151H77V150L82 148V146H75V141L77 140V137H79ZM202 137H204V138H202ZM218 137H220V138L218 139ZM250 138H253V139H250ZM200 140H201V142H199ZM183 141H185V143ZM35 142H36L35 143L36 145L42 144V141H41L40 137L37 138L35 140ZM206 143L208 144V146H206ZM21 144L22 145L19 146V145H14L11 142L0 141V146H1L0 147V167L9 168L11 166H14L16 164V162L14 161L13 157H17V155L19 153L27 152V151H32V152H34V151L38 152L39 151L40 153H42L43 149H44V145H43V148L41 147L40 149H38V148H27L26 145H28V142H26V141H24ZM178 144H175V145L177 146ZM193 144H195V145H193ZM30 146H32V145H30ZM205 148H206V151L203 150ZM214 148H216V149H214ZM180 149H181V151H179ZM231 149L234 150V151H232ZM139 150L140 149H138V151ZM214 150H216V151H214ZM12 155H13V157H12ZM11 160L14 161V162H12ZM248 160H249L248 156L246 158H244L245 162H248ZM244 161L242 162L241 166H243L242 170H244V173H245V171L247 170L248 166L246 165V163H244ZM263 165L264 164L260 163V166L263 167ZM40 166L41 165L36 164L34 167H40ZM256 166L257 165H255V167ZM41 167H45V166H41ZM45 169H47V168L45 167ZM141 169L144 172H146V173L152 174L153 176L151 178L145 180V182H147V183L145 184V182H144V184L141 186L140 192L138 194L132 195V194L128 193L130 191L129 186L128 185L124 186V183H125V181H127L128 177H130V176H132L134 174L135 171L141 170ZM66 171H69V172L65 173ZM0 176L2 177L4 175L1 174ZM66 177H68V178H66ZM16 179L20 180V181H24V182L30 183V184H35L36 181H37V180H34L33 178H25L21 174H18V176H16ZM152 180H153V182H152ZM39 181H41L40 178H39ZM157 183H159V184L161 183L160 186L164 185V187L166 189L164 191H161L160 189L157 190V187H156ZM60 186L62 187V189H60ZM182 187L184 189H182ZM234 187H236V186H234ZM255 187H256V189H255ZM128 188H129V190H128ZM217 189H219V190L217 191ZM167 190H169V191H167ZM172 190H174L173 193H172ZM146 191H148V193ZM98 192H102L103 196H99ZM111 192L112 193H116L117 195L116 194L113 195ZM148 194L150 196H148ZM153 194L156 195L160 199L155 198L156 196H154ZM178 194H180V197H179V202H178V200L176 201L177 202L176 206H178V208H177L174 205H171L170 203H171L172 199L174 201L175 198H173V197L179 196ZM145 195L147 196L148 199L145 197ZM86 196H88V197H86ZM241 198H242V202L239 200ZM154 199H155L156 202L154 201ZM206 200H209V201L207 202ZM138 201H140V202H138ZM153 202L156 205H154ZM184 202H186V203H184ZM160 204H162V205H160ZM128 205L129 204H127V207H130V205L129 206ZM158 206L167 208V210L165 211L164 208H163V210H164L163 211L161 208H159L160 210H162V211H160L158 209ZM237 206H238V208H237ZM156 207H157L158 210L156 209ZM180 207H181V209H180ZM259 207H260L259 210L264 211V204H262L261 206L259 205ZM212 208L216 209L218 211L220 210L218 212V214H219L218 215V219L222 223V228L221 229H223V230L218 229L217 233L215 234V232L213 233L211 230H209V227H210L209 225L205 226L206 229L203 228V230H197L196 231L195 228L194 229H190L191 225H194V224L197 225L196 223L199 224L198 218H201V219L208 218L207 214L211 211L210 209H212ZM233 208H237V209L241 208V212H240V210H235ZM242 208H243V210H242ZM174 209H175V212L173 211ZM178 209H180V210H178ZM206 209L209 212H207ZM232 209L234 210V212H233ZM181 211L183 213H181ZM189 211L192 212L191 215L189 214ZM238 211H239V213H238ZM94 212H95V214H94ZM128 212L129 211H127V213ZM186 212H187V214H186ZM165 213H167V214H165ZM178 213L181 214V215H179ZM112 214H115V213H112ZM175 214H178V216H180V217L176 216ZM228 214L231 215V216L229 217ZM162 215L164 217L161 218ZM185 215H187V216H185ZM53 216H56L57 218H59L60 221L57 222L59 227H56V225H55V227H53V229H52L51 227H52ZM165 216L167 218H165ZM169 216L172 217V218H173V216H174V218H181V219L184 218V226L182 225V227L180 229L174 230V228H175L174 225L177 224L179 219H174V218L172 219L171 218V221H170L171 223H170L169 222V218H170ZM189 218H193L191 222L188 221ZM263 218H264V215L262 217H260L261 222H262L261 223L262 227L260 226L261 229L264 228V226H263L264 225L263 224L264 223V219ZM130 219H131V221H130ZM161 220L162 221L163 220H167L168 222L167 221H165V222L163 221L164 222L163 223ZM176 220H177V222H176ZM132 221H133V223H132ZM173 221H175V223ZM240 221H242V223H240ZM74 222L79 223L78 229H76V230L74 229V226H73ZM244 222H247V223L244 224ZM225 223H226V225H225ZM228 223L235 229L236 233L234 232L233 233L234 235L230 234V236H228V234H227L228 231H229L228 228H230V226L227 225ZM0 224L2 225L1 221H0ZM137 224H140V227L138 229L134 228L135 225H137ZM159 224L160 225H162V224L163 225L164 224L172 225L171 226V230L167 231V232H169V234L166 232V230L165 231L161 230V227L158 226ZM237 225H238V227H237ZM2 226L5 228L4 225H2ZM227 226H228V228H227ZM257 226L259 228V224H257ZM4 228H2L1 230H3ZM97 228H98V226H97ZM126 228H127V232H126ZM115 231H117V230L116 229H112V231L110 233L111 234H115L116 233ZM61 232H64L63 233L64 235L61 234ZM69 232H70V235L68 234ZM162 232H164V233H162ZM198 232H200V233H198ZM173 233H174V235H173ZM250 233H252V232H250ZM66 234H68L69 236L66 235ZM160 234H161V236L163 238H160L161 237V236H159ZM199 234H200V236H199ZM61 235H62V237H61ZM250 235H253V237L250 238ZM256 235H257V237H256ZM92 236H94V235L89 234L88 238H93ZM169 237H170V239H169ZM205 239H206V242H204ZM167 240H168V242H167ZM170 240H171V243H170ZM162 243H163V245H162ZM88 244H86L87 246L85 245V243H81L80 244V247H81V248L79 247L80 248V253H81L80 257L81 256H83V257L85 256L84 258L87 259V258H89V255L91 254L90 258H94L95 259L96 258V254H97V249L96 248L98 247V245H97V243H96L97 246H95L93 243H91V244L88 243ZM165 244L168 245V246H166ZM89 247H91V248L89 249ZM93 247H95V248H93ZM231 247H233L234 250L231 249L230 252H227V250L230 249ZM91 249H93V250H91ZM84 250H85V252H83L84 253V255H83L82 251H84ZM175 252H177L179 254H177ZM211 252H212V254H211ZM243 253H246V254L242 255ZM253 253L257 255V256L255 255L256 257H258V256H260V257L256 259V257L253 255ZM87 255H88V257H86ZM245 255L246 256L248 255L250 258L255 257L254 258L255 260L253 259V260L249 261L250 259H248V257H246ZM161 256L164 257V258H161ZM212 256H213V258H212ZM54 257L55 256L53 255V258H52L51 261L55 260ZM243 257H244V261L242 259ZM146 264H149V263H146Z\"/></svg>", "mask_w": 264, "mask_h": 264}, {"label": "water", "instance_id": "obj_3", "mask_svg": "<svg viewBox=\"0 0 264 264\" xmlns=\"http://www.w3.org/2000/svg\"><path fill=\"white\" fill-rule=\"evenodd\" d=\"M73 161L76 167L87 174H95L98 171L96 161L93 160L92 151L88 148L75 151Z\"/></svg>", "mask_w": 264, "mask_h": 264}]
</instances>
